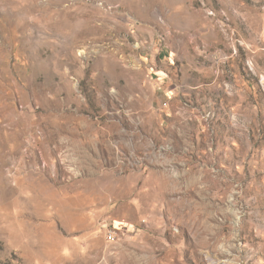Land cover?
Returning a JSON list of instances; mask_svg holds the SVG:
<instances>
[{
	"label": "rangeland",
	"instance_id": "1",
	"mask_svg": "<svg viewBox=\"0 0 264 264\" xmlns=\"http://www.w3.org/2000/svg\"><path fill=\"white\" fill-rule=\"evenodd\" d=\"M0 264H264V0H0Z\"/></svg>",
	"mask_w": 264,
	"mask_h": 264
},
{
	"label": "built area",
	"instance_id": "2",
	"mask_svg": "<svg viewBox=\"0 0 264 264\" xmlns=\"http://www.w3.org/2000/svg\"><path fill=\"white\" fill-rule=\"evenodd\" d=\"M117 238V233L114 230H108L107 231V239L110 242H113Z\"/></svg>",
	"mask_w": 264,
	"mask_h": 264
}]
</instances>
